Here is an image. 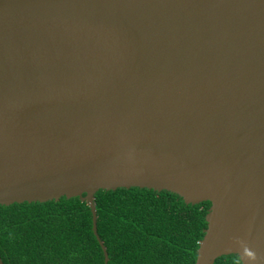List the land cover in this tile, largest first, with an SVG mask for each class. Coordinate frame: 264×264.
<instances>
[{
	"label": "water",
	"instance_id": "water-1",
	"mask_svg": "<svg viewBox=\"0 0 264 264\" xmlns=\"http://www.w3.org/2000/svg\"><path fill=\"white\" fill-rule=\"evenodd\" d=\"M131 187L210 203L194 264H264V0H0V205L78 197L106 264Z\"/></svg>",
	"mask_w": 264,
	"mask_h": 264
},
{
	"label": "trees",
	"instance_id": "trees-1",
	"mask_svg": "<svg viewBox=\"0 0 264 264\" xmlns=\"http://www.w3.org/2000/svg\"><path fill=\"white\" fill-rule=\"evenodd\" d=\"M96 232L106 264H194L209 202L185 204L176 194L146 188L99 190ZM3 264H103L91 213L78 197L0 205ZM213 264H240L237 255Z\"/></svg>",
	"mask_w": 264,
	"mask_h": 264
}]
</instances>
